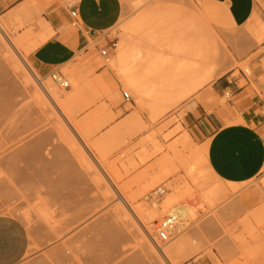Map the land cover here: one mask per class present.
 I'll return each instance as SVG.
<instances>
[{
    "label": "rangeland",
    "instance_id": "obj_1",
    "mask_svg": "<svg viewBox=\"0 0 264 264\" xmlns=\"http://www.w3.org/2000/svg\"><path fill=\"white\" fill-rule=\"evenodd\" d=\"M120 1L118 23L93 35L85 49L59 68L69 82L67 89L39 74L30 61L33 50L26 49L40 21L26 15L24 21L20 8L8 21L5 17L13 12L6 16L0 12V33L18 46L17 57L25 62L35 86L45 96L42 84L59 101L45 102L47 108L38 104L45 106L39 109L44 119L36 125L29 114L36 111L37 102L22 118L0 110V150L11 151L23 137L26 149L41 150V158L25 155V162L16 161L25 180L0 164V214L20 220L29 236L27 254L19 264H183L200 254L217 264H258L264 249V170L231 189L208 172L205 144L197 136L199 94L220 76L197 93L177 95L180 98L155 107L152 100L174 92L166 86L172 79L170 70L149 80L155 99L147 94L140 102L114 61L119 47L129 46L128 68L139 70L144 51L166 49L177 31L174 26L188 19L197 36L214 39L213 72H234L235 77L253 80V69L264 70V0H254V17L238 28L230 27L203 0ZM151 18L158 24L162 19L163 29L157 23L156 30L148 26ZM102 49L106 56H101ZM123 92L129 101L122 99ZM226 100L224 95L222 101ZM132 114L137 117L135 126L124 123ZM157 189L163 192L149 201ZM178 206L186 209V217L159 249L149 235H154L170 208ZM142 210L154 212L152 218L143 217ZM164 251H169V263Z\"/></svg>",
    "mask_w": 264,
    "mask_h": 264
},
{
    "label": "crops",
    "instance_id": "obj_2",
    "mask_svg": "<svg viewBox=\"0 0 264 264\" xmlns=\"http://www.w3.org/2000/svg\"><path fill=\"white\" fill-rule=\"evenodd\" d=\"M203 2L214 7L232 28L250 20L255 4L254 0ZM18 8L24 21L25 15L31 16L51 30L46 41L29 54L34 69L43 75L70 63L93 35L112 29L122 13L120 0H77L72 7L59 0H0L2 16L13 12L5 17L6 21L19 13L15 11ZM71 9L77 14V26L72 25ZM241 79L234 72L220 76L199 94L197 102L201 117L197 136L205 144L206 166L216 179L227 184L245 183L264 170V70L256 67L253 80ZM224 95L228 100L222 101ZM28 247L29 236L22 222L0 214V264H19ZM183 264L217 263L209 255L200 254ZM258 264H264V249Z\"/></svg>",
    "mask_w": 264,
    "mask_h": 264
},
{
    "label": "bare ground",
    "instance_id": "obj_3",
    "mask_svg": "<svg viewBox=\"0 0 264 264\" xmlns=\"http://www.w3.org/2000/svg\"><path fill=\"white\" fill-rule=\"evenodd\" d=\"M177 1L181 2L182 0H176V2ZM179 12L184 14L182 11ZM178 13L177 16H179ZM151 16L153 17V15ZM159 16L160 15H157L158 18ZM173 16H175V13ZM183 16L184 18L187 17L186 15ZM253 17H254V12L252 13L250 20ZM160 18H163V15ZM161 20L162 19H160V21ZM149 21H151L150 22L151 25L148 26H153L152 28H154L155 30L158 27V25L161 23L159 21L158 24L155 18L153 19L151 18V20ZM152 21H154V23ZM155 23H157L158 25ZM153 24H155L156 26ZM158 28L161 30L163 29L162 26L160 25ZM37 29H38L37 33L39 30L40 33L36 34L35 39H33L34 40L33 43L28 49H26L27 51L30 49L32 50L35 49L41 43L46 41V39L51 34V30L48 28L47 24L42 20L40 21V26L38 23ZM159 29H157V31ZM0 30L1 31L3 30L1 23H0ZM173 30L174 32L176 30L177 31L175 32L174 36H172V38L169 40L166 49L160 48L158 46L155 49H147L146 51H144L142 55L144 63L141 65L139 70L131 71V69L128 68L130 62L128 60L129 46L127 47L128 49L127 50L125 49L126 46L121 47L122 46L121 45L119 47L120 48L119 51H117L118 55L117 58H115L116 60L114 61V64L119 68H121L122 75L127 84V87L129 88V90H131L133 93L139 96L140 102L144 100V97L147 94L154 96L155 94L154 86L153 83L149 82V80L156 74L157 75L164 74L166 69L170 70V74L172 78L170 81H168L166 86L168 88L173 87L174 92L167 95L166 97L154 96L153 99H155V97L158 98L154 100L156 101V103L153 100L151 101V103L153 102L154 105L155 104L159 105L164 100L166 101L172 100L175 96H176L175 98H177L179 95L183 97V96H187V94L192 95L193 93H197V91L204 84L208 83L214 76L217 75L219 77L225 73V72L224 73L219 72L216 74L215 72H213V67L217 61L215 59L216 52L213 50L216 45L214 39L210 38L207 40L197 36L195 34L196 32L194 27L192 26L191 22L188 19H184L181 20V22H178V25L174 26ZM4 36L7 37L6 34H4ZM5 37H3L2 34L0 33V59L1 61H3L2 64H0V110L5 112V115L8 116L10 115V117L12 118L13 116L25 117L26 108L29 107L30 105H34L33 104L34 102H37L38 107L36 106V109L34 108L36 111H32V113L30 114L28 112L30 116L29 119L32 121V123L36 125V123H41L42 118L44 117V115L42 116L43 114L42 109L45 106L44 107L41 106L40 108L42 109L39 112L40 109L39 105H42L45 102L47 103V101L48 103L50 101V103L54 105H58L59 101L57 97L53 93H51V91H49L48 88H45L42 84L41 87H42V91H44L45 93V96L41 94V92L35 86L33 79L31 78V76H29V73L27 72V68H25V62L23 63L17 57L18 46L11 39H8V37L5 39ZM26 66L28 67L27 64ZM157 100H159L160 102H157ZM41 102L43 103L39 104ZM46 103L45 105L47 108ZM156 105L155 107H158ZM191 105L193 106L194 104ZM153 109L155 108L153 107ZM8 116L5 117L8 118ZM135 118L137 120L136 114H132L128 116L127 120L124 121V123L134 124L133 120H135ZM137 123L138 121L137 122L135 121V124L132 126H135ZM38 142H39V138H38ZM25 147H26L25 138L23 137L21 144L14 149L12 148L13 150L11 149V151H9L10 150L8 149L9 147L6 148V150L4 151L5 153L7 151L6 155L3 152L4 148H1L2 151L0 150L1 152H3L1 153L2 156H0V164L7 167V169L15 172L19 176L20 180L23 179L25 180V174L22 172V170L18 168V166L16 165V161L22 160L25 162V155L41 158L40 155L41 150L39 148L28 147L31 149H26ZM205 151L206 149L204 148V152L202 151L204 154L203 155L204 160H205ZM207 170L213 177H215L208 168ZM2 182H5V180L3 181L1 180V183ZM229 185L231 189H234V186L237 184H229ZM220 193H224V190L220 191ZM139 212L145 218L146 217L152 218L153 216L152 213H154L152 211L147 212L146 210H142ZM169 214H173L176 216L177 227L180 228L181 226L179 225V221L183 220L186 217V209L181 206L173 207L170 208ZM105 231L107 232L108 230ZM110 231L112 230H109L107 233L111 234ZM145 245H143V248L146 247L144 248V250L147 249V246L149 247V245L146 246ZM148 250L150 251L149 248ZM162 255L167 260L169 259L167 258L169 257V251L162 252ZM170 264H175V263L170 262Z\"/></svg>",
    "mask_w": 264,
    "mask_h": 264
},
{
    "label": "built area",
    "instance_id": "obj_4",
    "mask_svg": "<svg viewBox=\"0 0 264 264\" xmlns=\"http://www.w3.org/2000/svg\"><path fill=\"white\" fill-rule=\"evenodd\" d=\"M74 4H70L72 7ZM70 16L74 19L72 21L73 26H77V14L74 10L71 9L70 11ZM99 35V34H98ZM97 35V36H98ZM89 42H87L88 46ZM86 46V47H87ZM101 56H106L107 55V50L102 49L100 51ZM49 78L61 89H67L69 88V82L67 79L63 77V75L58 71V70H53L48 74ZM122 99L124 101H129L130 97L127 93L123 92L122 93ZM163 191L161 189H157L153 193H151L147 199L149 201H152L162 193ZM176 228H177V223H176V216L173 214H168L164 217H162L161 221L158 223V226L154 230V235H149L154 244L156 245L157 248L160 249L159 244H165L167 243L170 238L176 234Z\"/></svg>",
    "mask_w": 264,
    "mask_h": 264
}]
</instances>
